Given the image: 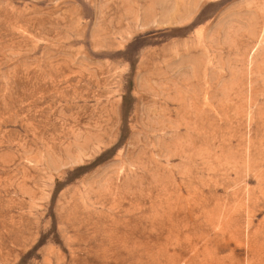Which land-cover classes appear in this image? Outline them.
<instances>
[{"label": "rangeland", "instance_id": "rangeland-1", "mask_svg": "<svg viewBox=\"0 0 264 264\" xmlns=\"http://www.w3.org/2000/svg\"><path fill=\"white\" fill-rule=\"evenodd\" d=\"M0 264H264V0H0Z\"/></svg>", "mask_w": 264, "mask_h": 264}]
</instances>
